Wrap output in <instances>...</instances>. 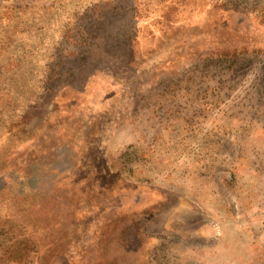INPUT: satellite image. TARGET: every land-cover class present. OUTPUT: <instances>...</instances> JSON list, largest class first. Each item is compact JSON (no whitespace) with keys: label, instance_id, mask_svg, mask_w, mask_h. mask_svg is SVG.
I'll return each mask as SVG.
<instances>
[{"label":"rangeland","instance_id":"rangeland-1","mask_svg":"<svg viewBox=\"0 0 264 264\" xmlns=\"http://www.w3.org/2000/svg\"><path fill=\"white\" fill-rule=\"evenodd\" d=\"M0 264H264V0H0Z\"/></svg>","mask_w":264,"mask_h":264}]
</instances>
